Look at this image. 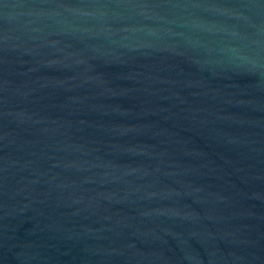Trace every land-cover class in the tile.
Masks as SVG:
<instances>
[{"label": "water", "instance_id": "obj_1", "mask_svg": "<svg viewBox=\"0 0 264 264\" xmlns=\"http://www.w3.org/2000/svg\"><path fill=\"white\" fill-rule=\"evenodd\" d=\"M0 264H264V0H0Z\"/></svg>", "mask_w": 264, "mask_h": 264}]
</instances>
